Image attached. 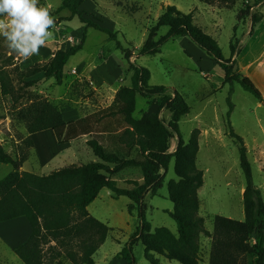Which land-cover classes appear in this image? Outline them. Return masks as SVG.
<instances>
[{
    "label": "rangeland",
    "instance_id": "1",
    "mask_svg": "<svg viewBox=\"0 0 264 264\" xmlns=\"http://www.w3.org/2000/svg\"><path fill=\"white\" fill-rule=\"evenodd\" d=\"M39 2L56 18L55 26L50 29L54 35L40 49L38 56L23 59L14 55L15 64L7 68L15 78V93L5 97L0 90V138L5 150L13 158L21 160V172L43 176L68 166L89 164L92 160L98 161V158L90 147H85V140L66 145L57 142L52 130L30 134L28 125L38 108L48 103L63 112L72 109L88 116L111 106L118 91L131 86L133 72L116 42L90 28L83 50L73 56L65 67L62 85L54 79L47 80L41 73L24 80H37V86H25L17 79L19 72L36 63H47L57 51H67L79 44L85 31L79 18L65 20L70 17L69 11L57 12L62 0ZM247 4L253 7L251 15L245 21H239L238 13ZM168 6H175L184 14L192 13L195 24L217 40L225 60L231 59L230 44L236 36L241 51L237 57L239 71L255 83L264 98V30L253 40L255 34L250 36L251 26L247 27L248 22L251 24V16H264V0H239L232 9L218 2L207 4L198 0H85L81 7L86 12L84 18L95 23H99V19L103 22L102 27L118 33L122 46L134 54L131 61L150 70L151 86L176 90L190 106V114L180 122V133L183 140L189 142L192 133L200 131L197 168L204 172V185L199 191L200 216L205 220L206 230L213 233L216 216L245 220L243 193L246 180L240 165L239 148L229 135L227 123L231 87L224 85L225 74L221 67L188 37L170 39L162 46L161 53L155 56L139 55L150 29ZM168 30L162 28L158 39L165 36ZM2 49L10 56L4 43ZM231 101L234 105L231 125L247 147L254 185L261 191L264 200V105L238 83L233 86ZM148 111L157 112L158 106L152 105L149 99L137 96L135 118L141 119ZM161 118L168 124L171 113L163 110ZM174 166L173 161L158 195L146 198L145 203L147 220L153 230L165 227L177 234V224L167 214L174 208L168 191L169 181L177 180ZM13 170L11 165L0 164V181ZM126 173L117 175L115 180L120 188L131 189L133 186L128 181L137 180L141 172L133 170L128 179L123 176ZM121 178L123 181H120ZM101 192L88 210L111 231L95 255V263L128 264L125 259L118 258V254L139 226L137 213L129 214L128 198L116 199L108 189ZM13 225L1 228L12 234L16 229L12 228ZM200 241L202 264H209L211 239L202 235ZM251 244L255 245V240ZM14 248L0 237V264H24L13 253ZM133 254L137 264H149L141 243L134 247ZM156 258L161 264H180L162 256L157 255ZM63 264L71 263L63 259Z\"/></svg>",
    "mask_w": 264,
    "mask_h": 264
},
{
    "label": "trees",
    "instance_id": "2",
    "mask_svg": "<svg viewBox=\"0 0 264 264\" xmlns=\"http://www.w3.org/2000/svg\"><path fill=\"white\" fill-rule=\"evenodd\" d=\"M198 1L218 2L232 9L239 0ZM84 3L85 0H62L57 10L58 13L70 12V17L65 20L80 19L85 26L81 42L67 51H57L47 63H36L19 72L17 79L24 82L44 73L47 80L54 79L62 85L65 67L83 50L87 32L93 28L116 42L117 48L123 52L133 72L131 86L122 87L111 106L71 122H65L63 110L43 103L28 125L30 134L52 130L59 144H71L89 136L87 144L99 162L72 165L40 176L21 172V160L13 158L0 142V164L11 165L14 169L0 181V223L26 217L32 227L28 241L15 247L13 253L24 264H63V259L71 264H96L94 257L105 244L111 229L91 216L88 209L101 191L108 189L116 199L128 198L131 201L129 214L137 213L139 219L138 228L118 254V258L125 259L128 264H137L133 249L139 243L145 248L149 264H161L157 255L180 264H202V235L211 239L209 264H264V200L254 185L247 147L230 121L235 83L260 103L264 98L255 83L239 71L237 57L241 51L236 36L230 44L231 59L225 60L217 40L195 24L192 13L184 14L175 6H168L150 29L139 53L140 56H155L170 39L188 37L221 67L225 74L224 85L231 87L227 123L229 135L238 145L246 180L243 193L245 220L216 216L214 231L210 233L200 216L199 190L204 185V172L197 168L200 131L195 130L189 142H185L180 133V122L190 114V106L176 90L151 86L150 70L131 61L134 54L122 46L118 33L102 27L103 22L99 19V23H95L84 18L86 12L81 9ZM252 9L247 4L239 11L238 20L245 21ZM263 20V15L251 16L250 36L255 34ZM162 28H168V33L158 39ZM2 43L0 38V90L6 97L15 93V78L7 70L15 64V54H5ZM37 83V80H31L24 85L35 87ZM137 96L151 100L152 105L158 106V111H148L141 119H136ZM163 110L171 113L168 124L161 118ZM175 138L178 140L176 150L171 153V142ZM173 161L177 180L169 181L168 191L174 210L167 211V214L176 222L177 234L165 227L153 230L147 220L145 203L149 194L152 197L158 195ZM127 168L140 169L144 182L140 184L132 180L128 183L133 188H120L114 177ZM252 240L255 245L251 244Z\"/></svg>",
    "mask_w": 264,
    "mask_h": 264
},
{
    "label": "clouds",
    "instance_id": "3",
    "mask_svg": "<svg viewBox=\"0 0 264 264\" xmlns=\"http://www.w3.org/2000/svg\"><path fill=\"white\" fill-rule=\"evenodd\" d=\"M56 18L39 0H0V38L9 55L38 56L53 38Z\"/></svg>",
    "mask_w": 264,
    "mask_h": 264
},
{
    "label": "crops",
    "instance_id": "4",
    "mask_svg": "<svg viewBox=\"0 0 264 264\" xmlns=\"http://www.w3.org/2000/svg\"><path fill=\"white\" fill-rule=\"evenodd\" d=\"M249 26H251V24L248 22V23H247V27H249ZM263 30H264V20H263V22L259 25V27L257 28V30H256V32H255V35H254V37H253L252 39H253V40H254V39H257V37H259V35L261 34V32H262ZM83 117H86V116H82V115H81L79 112H77L76 110L68 109V110H65V111L63 112V119L65 120V122H71V121L79 120V119H81V118H83ZM2 121H3V120H2ZM11 138H12V137H11ZM33 138H34V137H33ZM89 139H90V137H84L83 139L78 140V141H75V142H73V143H71V144L79 143V142H82V143H83L84 140H85V147H86V146H88L87 142H88ZM33 140H35V142H36V139H35V138H34ZM172 141H173V144H174V145L171 146V148H170V152H171V153L175 152L178 140H177V138H175V139H173ZM0 142L2 143V145H4L3 142L1 141V138H0ZM82 143H81V144H82ZM36 145H37V143H36ZM66 145H69V144H66ZM78 147H81V148H82V145H81V146L79 145ZM88 147H89V146H88ZM79 152H80V151H79ZM94 155H95V154H94ZM96 158H97V157H96ZM95 161H96V160H92L91 163H95ZM96 162H99V159H98V161H96ZM81 165H82V164H81ZM135 169H137V168H127V169L123 170L120 174L122 175L124 172H127V173H126L125 175H123V176H124V177H127V179H128V177H131V175H132V173H133V170H135ZM139 170H140V169H139ZM140 172H141V170H140ZM114 179H116V176L114 177ZM130 180H131V179H130ZM132 180H136V179H132ZM120 181H123L122 178H121ZM136 181H138L140 184H142V183L144 182L142 172H141L139 178H138ZM124 188H125V187H124ZM103 190H104V189H103ZM103 190H102V191H103ZM109 191H110V190H109ZM199 191H200V190H199ZM110 192H111V191H110ZM101 194H102V192L100 193V195H101ZM111 194H112V192H111ZM100 195H99V197H100ZM99 197H98V198H99ZM112 197H113V194H112ZM148 197H151V195L149 194V195L147 196V198H148ZM130 203H131V201H130ZM173 210H174V208H173ZM11 224H14V225H13L14 227H12V228H16L14 233L10 234L9 231H5V232H4V230H2L1 227L8 226V225H11ZM6 233H7V234H6ZM31 235H32V227H31V225L29 224V222H28V220H27L26 217H20V218H16V219H14V220H10V221H7V222L0 223V237H1L2 239H4V241H5L6 243H8V244H9L10 246H12V247H17V246H19V245H21V244L27 242ZM209 255H210V254H209Z\"/></svg>",
    "mask_w": 264,
    "mask_h": 264
},
{
    "label": "water",
    "instance_id": "5",
    "mask_svg": "<svg viewBox=\"0 0 264 264\" xmlns=\"http://www.w3.org/2000/svg\"><path fill=\"white\" fill-rule=\"evenodd\" d=\"M262 104L264 105V102Z\"/></svg>",
    "mask_w": 264,
    "mask_h": 264
},
{
    "label": "built area",
    "instance_id": "6",
    "mask_svg": "<svg viewBox=\"0 0 264 264\" xmlns=\"http://www.w3.org/2000/svg\"><path fill=\"white\" fill-rule=\"evenodd\" d=\"M252 241H254V240H252Z\"/></svg>",
    "mask_w": 264,
    "mask_h": 264
}]
</instances>
